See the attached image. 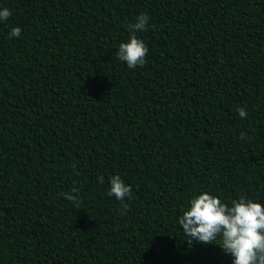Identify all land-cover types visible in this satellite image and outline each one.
Masks as SVG:
<instances>
[{
	"label": "trees",
	"instance_id": "obj_1",
	"mask_svg": "<svg viewBox=\"0 0 264 264\" xmlns=\"http://www.w3.org/2000/svg\"><path fill=\"white\" fill-rule=\"evenodd\" d=\"M4 8L0 264L226 261L220 237L191 241L178 221L203 192L264 206V0ZM141 13L149 51L129 69L116 53ZM116 175L123 201L108 195Z\"/></svg>",
	"mask_w": 264,
	"mask_h": 264
},
{
	"label": "clouds",
	"instance_id": "obj_2",
	"mask_svg": "<svg viewBox=\"0 0 264 264\" xmlns=\"http://www.w3.org/2000/svg\"><path fill=\"white\" fill-rule=\"evenodd\" d=\"M11 15L8 8L0 10V20H7ZM148 22V15H138L136 22L129 25L131 35L128 42L119 45L116 55L126 62L129 69L145 63L149 49L135 33L145 31ZM21 31L20 27H14L11 35L19 37ZM238 115L246 118L245 108H239ZM131 191V186L126 185L119 175L111 178L109 196L114 195L117 200L123 201ZM68 199L76 200L77 197L69 196ZM178 223L191 241L210 244L220 237L219 246L233 257L232 264H264V206L252 199L240 196L232 200L229 206L220 198L203 192L189 201V207Z\"/></svg>",
	"mask_w": 264,
	"mask_h": 264
},
{
	"label": "rangeland",
	"instance_id": "obj_3",
	"mask_svg": "<svg viewBox=\"0 0 264 264\" xmlns=\"http://www.w3.org/2000/svg\"><path fill=\"white\" fill-rule=\"evenodd\" d=\"M227 256V255H226ZM232 258H231V256L229 255L228 256V259L226 260V261H222V263L221 264H232Z\"/></svg>",
	"mask_w": 264,
	"mask_h": 264
}]
</instances>
